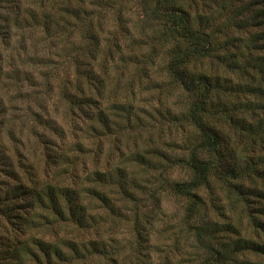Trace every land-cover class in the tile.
Instances as JSON below:
<instances>
[{
    "label": "trees",
    "instance_id": "16d2710c",
    "mask_svg": "<svg viewBox=\"0 0 264 264\" xmlns=\"http://www.w3.org/2000/svg\"><path fill=\"white\" fill-rule=\"evenodd\" d=\"M15 1L0 0V49L14 26L66 45L43 77L47 104L31 96L23 113L39 143L0 163V264H264V29L240 39L242 23L193 0H136L140 33L118 26V41L105 25L128 0ZM140 97L167 115L157 140L133 113Z\"/></svg>",
    "mask_w": 264,
    "mask_h": 264
},
{
    "label": "rangeland",
    "instance_id": "374dc122",
    "mask_svg": "<svg viewBox=\"0 0 264 264\" xmlns=\"http://www.w3.org/2000/svg\"><path fill=\"white\" fill-rule=\"evenodd\" d=\"M193 1L195 3L194 7H196L197 11L201 15L209 17V19H213V22L215 23L218 21H223L226 24L231 22V24L234 25L242 23L241 25H243V29L234 27V30L232 31V35L234 37H240V39H243L240 31L258 33L264 29V0ZM4 2L5 1L3 0L2 5L0 3L1 7L7 6L8 9H11L12 7L14 8L17 5V1L15 0L8 1V3ZM180 2L184 3L185 0H181ZM124 5L125 8L122 10L121 15L123 21L121 23L115 21V24L112 26L111 24H106L104 30L105 37L112 32H115V34L119 36L120 33H117L120 32L118 26L123 31L128 30L135 38H137L136 35H139L140 31H137L135 25L137 23L142 24V20H144V17L147 15V10L136 0H128L126 1V4L124 3ZM110 18L111 15L106 17L107 20ZM112 18L115 19L113 16ZM23 19L25 20L26 18L24 17ZM25 22L27 21L25 20ZM21 25L24 27L26 26L24 23ZM61 27L60 31L65 33L62 34L59 31L57 35H64L63 38H68V35L73 37L71 31L66 30L67 26L65 24H62ZM32 28H30V30L27 29L28 31H26L20 26L12 27L9 31L10 42L7 40V43H3L0 49L2 52L1 55L3 56L0 57V72L2 73L1 76L4 75L0 83L1 87L4 84H7L9 86L7 89H10L9 98H3L4 107L7 110L5 116H1L2 108H0V146L2 147V149H0V163L12 161V163L16 164L19 155L23 158L28 156L27 151L32 152V149L39 143L38 135L43 134V129L41 130L40 128H36L38 132L42 131V134L39 133L33 137L29 132L32 120L30 122L24 119L23 113L26 110V105L29 100L33 99L31 96L40 97L36 99L38 106L41 107L45 103L47 104V100H49V95L51 93L46 85V80H44L43 77L52 71L54 63L60 62L61 59L56 60V56L60 55L61 46L65 47L66 45V39L63 41L60 38L55 39L54 43L51 42L52 45H49L47 41H44L46 39H43V36L40 35V33L37 31L36 33H33L32 31L35 30ZM3 34L4 33H2V35ZM125 36L127 37V35L119 36L117 37V40H125ZM10 49H12L11 54H13V58H11L8 62L4 57L9 55L8 52ZM47 49L49 52H47ZM53 59L56 61H53ZM63 64L65 63L63 62ZM15 68L19 72L18 79L16 75L17 70ZM12 71L15 73V76L10 75ZM133 76L137 77L135 74H133ZM16 80H21V82L16 84ZM137 85L138 84L136 83V87ZM155 103L157 106L155 104L147 105V103L142 101V97H140L132 105L135 107L133 113H137L141 117L144 123H146L147 129L151 130V134L154 139L157 140L158 128L153 127L156 125L161 126L159 123H163L161 121L166 119L167 115L158 113L155 109H160L161 107L156 101ZM160 105H162V103ZM171 110H174V108H171ZM59 118H57L56 121L61 123ZM164 125V127H166V123ZM10 132L13 134V139H9ZM168 132L169 131L166 130L167 134ZM22 135L23 137H28L30 139L26 140L22 137ZM158 144V142H154V145L158 146ZM176 155L179 158L184 157L183 150H177ZM175 156H171L167 161H165V166H168L172 158ZM157 166L160 167V164L158 163ZM135 174L138 176L137 171ZM169 175L171 177L170 179L175 178L176 180H186L189 178L184 171V168H174V170H171ZM220 196L223 198L222 194ZM164 206L167 212L175 215H178L182 209L181 204L177 203L172 198L165 199ZM149 208L150 207L145 208L144 211H147ZM174 221H176L175 218Z\"/></svg>",
    "mask_w": 264,
    "mask_h": 264
}]
</instances>
